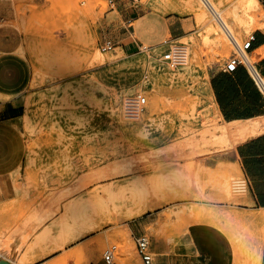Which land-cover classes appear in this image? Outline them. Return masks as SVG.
I'll return each instance as SVG.
<instances>
[{
    "label": "rangeland",
    "instance_id": "374dc122",
    "mask_svg": "<svg viewBox=\"0 0 264 264\" xmlns=\"http://www.w3.org/2000/svg\"><path fill=\"white\" fill-rule=\"evenodd\" d=\"M2 1L0 26L4 15L11 16L29 41L31 80L18 89L27 110L24 132L29 155L53 160L51 166H35L37 197L30 200L35 213L23 220L34 218L37 223L25 240L16 243V262L34 264L51 256L49 264H98L104 250L115 245L116 264H126L139 258L131 233L127 238L122 234L131 222L146 224L147 239L182 241L188 220L213 218L237 235L244 255L258 247L260 215L241 195L229 193L230 187L233 192L232 186H239L232 169L236 139L211 108L203 84L234 53L232 39L240 43L264 26L262 9L250 12L255 22L248 31L233 28L230 41L220 31L225 39L213 46L201 36L208 20L219 25L199 0V7L192 0H115L113 7L107 0H7V5ZM241 1L218 0V9L226 15L241 13ZM201 11L205 20L199 19ZM174 31L179 34L173 35ZM104 36L115 43L109 52L100 50ZM166 40L186 46V59L196 50L197 55L188 59L189 77L172 79L175 71L161 61ZM95 50L103 54L104 63H97ZM250 58L255 64L257 57ZM136 94L143 95L146 104L139 118L129 119L125 101ZM196 102L206 124L205 144L194 127L185 131L181 122ZM83 174L105 185L137 178L160 189L172 203L132 220L109 204L89 203L81 207L82 214L98 227L63 244L55 236L53 222L67 209L79 212L72 204L79 193L63 197L48 219L42 220V206ZM15 216L4 219L1 243H13L11 238L20 232ZM112 220L115 223H107Z\"/></svg>",
    "mask_w": 264,
    "mask_h": 264
},
{
    "label": "crops",
    "instance_id": "0c3cea01",
    "mask_svg": "<svg viewBox=\"0 0 264 264\" xmlns=\"http://www.w3.org/2000/svg\"><path fill=\"white\" fill-rule=\"evenodd\" d=\"M6 1L3 0L2 5H7ZM259 3L264 12V0ZM1 21L5 24L0 26V94L4 96L0 99V229L6 216L14 214L20 232L11 238L14 243L0 242V264H19L13 247L25 240L26 232L36 224L34 218L23 220L29 213H35V207L30 204V200L37 197L34 187L39 179L35 166H51L53 160L49 157L32 159L29 155L24 132L27 110L18 92L31 80L29 41L11 16L4 15ZM178 34L173 32V35ZM251 55L257 57L255 67L264 78L263 29L255 33ZM223 68L224 65L218 66L208 84L221 123L229 128L232 139H236L231 148L246 184L249 204L261 217L263 232L258 244V264H264V93L244 66L239 65L232 72ZM44 176L49 177L47 173ZM47 201L42 211L47 209ZM127 225L134 242L146 234L145 223ZM149 244L153 254L150 264H236L235 249L228 235L207 222L190 224L182 241L177 237L170 240L151 236ZM11 254L13 260L9 257ZM50 257H41L34 264H49ZM101 263L100 260L98 264ZM126 264L143 263L140 258H134Z\"/></svg>",
    "mask_w": 264,
    "mask_h": 264
},
{
    "label": "bare ground",
    "instance_id": "6f19581e",
    "mask_svg": "<svg viewBox=\"0 0 264 264\" xmlns=\"http://www.w3.org/2000/svg\"><path fill=\"white\" fill-rule=\"evenodd\" d=\"M199 1L203 5L207 6V9H209L210 13L213 15L214 19L218 22V25H219V26H216L214 23H212V22H210V20H208V25L205 28V31L201 36V39L204 43L211 44L213 46H219L221 44L222 40L225 39L222 37L220 31H222L226 35V37L229 39V41L231 40L230 38L232 36L233 28L247 29V31H248V29H250L255 22L254 17L250 16V12L255 10L256 8L261 9L259 0H242L240 2V6H239L241 13H239V12L227 13V15H226V14H221L220 10L218 9V5H219L218 0H199ZM191 2L194 3L196 7H199L198 0H192ZM206 18H207L206 13L204 11H201L199 14V19L205 20ZM255 26H256V24H255ZM261 29L264 30V26L261 25ZM186 49H187V47H186ZM93 54L96 57L97 63H104L105 62V59L102 57L103 54L101 56V54L97 50H95L93 52ZM187 54L188 53L186 51V55ZM190 54H191L190 56L188 55V59H189V57H192V58L195 57V55H197V52L193 48ZM118 57H120V56H118ZM188 59H186L184 65L177 67L173 70L171 69L172 72L175 71L172 79L177 75H178L177 77H180V78H184L185 76L189 77L191 75V70L187 66ZM203 89H204L205 98L209 100L211 108L214 111H216V107H215L214 102H213V98H212V94H211L208 82H204ZM2 98H4V96H2L0 94V99H2ZM151 100H152V98H151ZM200 102H196L195 104H193L191 106L190 113L188 115H184L185 120L184 121L182 120L181 122H182V125L185 127L184 128L185 131H187L186 129L191 130L192 129L191 127H194L196 130H194V129L193 130L197 132V135H199L201 138L200 139L201 142L203 144H205V143H207L206 141H208V140H206L207 139L206 124H204V120L202 119L203 116L201 117V115L199 114V112L197 110V106H196L197 103H200ZM152 103H153V101H152ZM156 104L157 103H155V105L154 104H152V105H154V107H155V106H157ZM173 106H175V105H173ZM114 116H115V114H114ZM138 118H139V116H138ZM114 121H117V120H114ZM181 122H180V124H181ZM189 143H191V142H189ZM148 156H150V155H148ZM232 169H234V172L236 173L237 177L239 178V186L237 187V186L233 185L232 186L234 188V189H232V190H234L233 192H231V187H230V189H229L230 195L232 194L233 196H236V197L241 195V197H243L247 203H251L247 189H246L245 181L242 177V174H241L239 167L236 164V162H234L232 164ZM89 177L90 176L88 174H85V175L83 174L82 179L79 180L75 185H73L71 188H69V186H68L66 189L59 190V192L56 191V193H55L56 196L54 195V197L52 199H49L47 201V209L44 211V213L42 215V220H44L46 218L48 219V217L53 212H55V210L53 208L56 205H58V203L60 202V200L63 197H65V196H67L73 192L79 193L77 198L75 200H73L74 203H72L76 207L80 208L79 212L75 214L72 210L67 209L64 214H62L60 217L58 216V218L53 222L54 223L53 226H54L55 236L58 237V240H61L60 243L66 244V243H70L73 241H77L79 238L83 237L87 232L93 231L98 227L97 222H95L93 219H91V217H89L86 214H84V215L82 214L81 207L86 208L89 203H95L97 207H99L101 205L109 204V205L115 207L116 212H120V213L124 214V218L127 220H132V219L138 218V217L144 215L145 213H147L148 211L154 210V209H156L160 206H163L165 204L172 203L170 199L165 197L166 195L160 189H156L154 187L148 186V183H144V181H142L140 179L137 180V178L134 181L131 180V182L128 180H123V181H119V182H111V183H108L105 185V184H100L99 182H97L96 179L95 180L89 179ZM55 208H57V206ZM168 213H170V212H168ZM37 218H40V217H37ZM212 219L213 218L203 220V219L199 218V219H194V220H188L187 221L188 225L187 224L186 225L189 226L190 224L196 223V222H207V223H210V224L220 228L222 231H224L228 235V237L232 241V244H233L234 249H235L236 264H258V259L260 258L258 247L254 248L251 252L248 253V255H246V254L244 255L241 252V250L239 249V243L237 240L239 238H237V235L234 232H228V230L225 231L224 230L225 228L222 226V224L219 221H213ZM35 223H37V221H35ZM107 223L113 224V223H115V221L112 220V221H109ZM46 232H47V230H46ZM262 232H263V229L261 227V229L256 233L257 239H261ZM129 233H130V231H129L128 227H126L122 231V234L125 235V238L130 237ZM58 243H59V241H58ZM15 247H13V248H15ZM9 257H11V259L13 260L14 256H13V254H11V256L9 255Z\"/></svg>",
    "mask_w": 264,
    "mask_h": 264
},
{
    "label": "built area",
    "instance_id": "2783aa9c",
    "mask_svg": "<svg viewBox=\"0 0 264 264\" xmlns=\"http://www.w3.org/2000/svg\"><path fill=\"white\" fill-rule=\"evenodd\" d=\"M110 7H113L115 0H107ZM130 21H128L129 23ZM255 34L248 35L242 42L238 43L232 39L234 53L229 57L228 61L224 64V71L232 72L239 65L248 69L254 83L259 90L264 93V78L256 69L255 64L252 62L249 52L252 48ZM114 41L110 37H102L100 40V50L102 52H109L114 48ZM165 50L162 52L161 61L167 68L175 69L184 65L186 61V47L171 41H164ZM146 104V98L141 94H136L133 98L127 99L124 106V114L129 119H136L143 111ZM136 251L143 264H150L152 262V251L149 244V239L145 236L138 237L135 240ZM116 251L115 245L105 249L101 264H116Z\"/></svg>",
    "mask_w": 264,
    "mask_h": 264
}]
</instances>
